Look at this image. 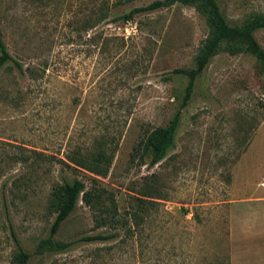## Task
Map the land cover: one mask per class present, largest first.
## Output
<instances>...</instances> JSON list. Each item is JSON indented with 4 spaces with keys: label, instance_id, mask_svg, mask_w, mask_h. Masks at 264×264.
I'll list each match as a JSON object with an SVG mask.
<instances>
[{
    "label": "rangeland",
    "instance_id": "rangeland-1",
    "mask_svg": "<svg viewBox=\"0 0 264 264\" xmlns=\"http://www.w3.org/2000/svg\"><path fill=\"white\" fill-rule=\"evenodd\" d=\"M155 0H0V264H230L235 207L264 198V72L221 49L181 110L174 147L149 165L146 135L168 124L209 32L192 6ZM239 26L264 0H216ZM254 36L264 49V28ZM103 176L75 166L98 154ZM99 199L34 254L56 216L54 192L82 181ZM234 223L235 226L234 227ZM93 235H114L84 242Z\"/></svg>",
    "mask_w": 264,
    "mask_h": 264
},
{
    "label": "trees",
    "instance_id": "trees-1",
    "mask_svg": "<svg viewBox=\"0 0 264 264\" xmlns=\"http://www.w3.org/2000/svg\"><path fill=\"white\" fill-rule=\"evenodd\" d=\"M175 4L192 6L205 19L209 32L195 57L194 68L189 70L176 69L173 71L174 73L185 75L188 81L181 105L168 124L164 127L154 128L145 137V148L149 152V165L151 166L158 164L165 158L168 151L174 147L175 135L181 119V110L187 106L191 99L195 80L207 67L210 59L221 49H225L232 54L244 52L254 56L264 72V49L254 36L255 31L264 28V14L252 16L245 19L239 26H233L227 22L216 0H155L146 6L134 9L124 18L126 20L129 19L133 12H150ZM7 61H11L19 72H23L21 64L7 52L0 34V67ZM73 164L86 169L94 176H103L107 171L109 161L105 159L103 154L99 153L89 165L86 164L84 159L74 160ZM91 181L93 183L89 190L85 189L82 181L74 180L71 183H64L54 192L53 205L56 207L57 213L49 229L48 236L37 244L34 254L63 252L72 245V242L57 241L54 236L61 224L75 210L79 199L85 205H91L93 200L100 198V194L97 191L94 193L90 191L97 182L95 178H92ZM113 236L93 235L83 237L81 240L84 242L102 241L111 239ZM30 256L31 254L19 249L15 257L16 263L26 264Z\"/></svg>",
    "mask_w": 264,
    "mask_h": 264
},
{
    "label": "crops",
    "instance_id": "crops-1",
    "mask_svg": "<svg viewBox=\"0 0 264 264\" xmlns=\"http://www.w3.org/2000/svg\"><path fill=\"white\" fill-rule=\"evenodd\" d=\"M230 221L243 232L231 233L230 264H264V198L235 207Z\"/></svg>",
    "mask_w": 264,
    "mask_h": 264
}]
</instances>
